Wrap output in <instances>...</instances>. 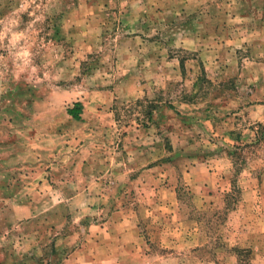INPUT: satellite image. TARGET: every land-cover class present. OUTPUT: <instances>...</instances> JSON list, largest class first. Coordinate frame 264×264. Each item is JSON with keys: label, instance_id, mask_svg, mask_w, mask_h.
<instances>
[{"label": "rangeland", "instance_id": "obj_1", "mask_svg": "<svg viewBox=\"0 0 264 264\" xmlns=\"http://www.w3.org/2000/svg\"><path fill=\"white\" fill-rule=\"evenodd\" d=\"M262 135L264 0H0V264H264Z\"/></svg>", "mask_w": 264, "mask_h": 264}, {"label": "trees", "instance_id": "obj_2", "mask_svg": "<svg viewBox=\"0 0 264 264\" xmlns=\"http://www.w3.org/2000/svg\"><path fill=\"white\" fill-rule=\"evenodd\" d=\"M184 61V60H183ZM182 64H184L182 62ZM68 114L74 118L75 120L81 121V116L83 113V108L82 105L80 103H76L74 104L72 107L68 108L67 110ZM261 141H264V136H257L256 137V145L260 144ZM239 256L241 257L243 254H247L246 251L244 250H238ZM240 264H242V261L240 260Z\"/></svg>", "mask_w": 264, "mask_h": 264}, {"label": "crops", "instance_id": "obj_3", "mask_svg": "<svg viewBox=\"0 0 264 264\" xmlns=\"http://www.w3.org/2000/svg\"><path fill=\"white\" fill-rule=\"evenodd\" d=\"M120 225H122V226H120L121 228H118V230L117 229L115 230L116 233H115L114 236H118V237L121 236L123 238V241H124V238L125 237L126 238L130 237V239H128L129 241L132 240L131 238L134 237V235H133L134 234L133 228L132 229L131 228H127V226H126V220H124L122 223H120ZM125 226H126V228H123ZM110 252H114V250H111V248H110ZM109 260L110 261H108V263H110V264H114V262L118 261L115 256H110V259Z\"/></svg>", "mask_w": 264, "mask_h": 264}]
</instances>
